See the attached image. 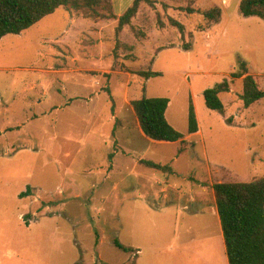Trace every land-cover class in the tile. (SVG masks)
Here are the masks:
<instances>
[{
  "label": "rangeland",
  "instance_id": "1",
  "mask_svg": "<svg viewBox=\"0 0 264 264\" xmlns=\"http://www.w3.org/2000/svg\"><path fill=\"white\" fill-rule=\"evenodd\" d=\"M120 1L122 15L135 0ZM240 2H142L124 32L61 6L0 38V264H224L209 184L264 177V99L246 107L240 77L264 89V20ZM224 80L221 113L204 91ZM144 96L171 100L185 142L142 136Z\"/></svg>",
  "mask_w": 264,
  "mask_h": 264
},
{
  "label": "trees",
  "instance_id": "2",
  "mask_svg": "<svg viewBox=\"0 0 264 264\" xmlns=\"http://www.w3.org/2000/svg\"><path fill=\"white\" fill-rule=\"evenodd\" d=\"M153 0H135L121 16L115 10L113 0H0V38L8 34H21L45 16L53 14L64 6L72 13L91 19H118L120 28L130 24L136 17L141 3ZM240 10L244 16H257L264 20V0H241ZM220 9L206 12L209 18L218 19ZM142 77L149 79L160 75L142 71ZM243 78V94L246 107L264 99V89L259 77L248 72ZM231 91V83L224 80L204 91L208 108L225 112L221 95ZM170 99L167 97H142L132 101L134 112L146 137L161 142H185L184 135L167 119ZM200 130L193 100L189 107V134ZM146 168L171 171L169 166L151 160H143ZM218 214L221 221L228 261L230 264H264V177L250 182H218L213 185ZM30 189L22 195L28 194ZM116 245L128 249L118 240Z\"/></svg>",
  "mask_w": 264,
  "mask_h": 264
},
{
  "label": "crops",
  "instance_id": "3",
  "mask_svg": "<svg viewBox=\"0 0 264 264\" xmlns=\"http://www.w3.org/2000/svg\"><path fill=\"white\" fill-rule=\"evenodd\" d=\"M114 1V4H115V1L116 0H113ZM118 1H120V0H118ZM120 2H122V0L120 1ZM117 15L118 16H121V13H117ZM118 21V20H117ZM131 24V23H130ZM130 24H127V25H124L123 26V28H122V31L124 32V31H126V29L128 28V27H130L131 25ZM170 103H171V100H170ZM170 106V105H169ZM196 113H197V111H196ZM198 114V113H197ZM198 116V115H197ZM199 120V119H198ZM199 126H200V122H199ZM140 132H141V134H142V136L143 137H146V135L144 134V132H143V130L141 129V127H140ZM202 133V128H201V126H200V130H199V132L198 133H196V134H193V135H198V134H201ZM146 138H148V137H146ZM152 140V139H151ZM155 141V140H154ZM210 187H209V190H211V193H209V194H213L214 193V188H213V182H210ZM215 195V194H214ZM197 199H199V198H197ZM206 202H208L209 204H210V207H213V210H215L217 213H218V209H217V203H216V198L215 199H212V200H209V201H206ZM203 205H205L204 204V200L202 199L201 201H200V204L198 205V208H196V210H194L193 212H196V213H204L205 212V209H204V207H203ZM206 205H207V203H206ZM219 215V214H218ZM204 224H208V222H206V221H204L203 222ZM224 254H225V256H224V258H225V261H224V264H230L229 263V261H228V256H227V250H226V245H225V247H224ZM227 258V259H226ZM207 264H212L211 263V261H208L207 262Z\"/></svg>",
  "mask_w": 264,
  "mask_h": 264
}]
</instances>
